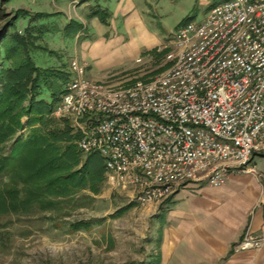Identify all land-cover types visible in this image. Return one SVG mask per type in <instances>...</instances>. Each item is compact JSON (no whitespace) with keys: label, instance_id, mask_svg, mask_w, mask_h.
<instances>
[{"label":"built area","instance_id":"1","mask_svg":"<svg viewBox=\"0 0 264 264\" xmlns=\"http://www.w3.org/2000/svg\"><path fill=\"white\" fill-rule=\"evenodd\" d=\"M169 67L125 89L106 87L70 62L54 114L82 153H98L114 186L134 201H164L184 184L221 186L264 153V0H229L172 34ZM264 247L247 230L236 250Z\"/></svg>","mask_w":264,"mask_h":264},{"label":"rangeland","instance_id":"2","mask_svg":"<svg viewBox=\"0 0 264 264\" xmlns=\"http://www.w3.org/2000/svg\"><path fill=\"white\" fill-rule=\"evenodd\" d=\"M226 1L0 0V34L17 31L26 36L29 30L35 37L30 56L37 66L62 69L70 75V62L77 59L86 66L88 78L125 89L138 80L161 75L169 67L166 56L175 50L172 34L180 24L191 19L202 22L211 8ZM97 4L112 13L108 24L88 17ZM15 10L25 13L16 20V29L8 28ZM71 19L83 23L85 29L75 33L69 26ZM98 38L103 42L93 43ZM4 50L0 48V64L8 68L12 62ZM44 95L50 100L49 90ZM50 116L62 125L67 121L54 112ZM28 132L27 128L19 130L0 146V156L8 155L17 137ZM263 155H255L250 162L255 177L260 176L255 164L264 172ZM87 156L83 153L82 157ZM104 176L98 193L80 188L56 210L1 215L0 264H148L160 252L161 215L171 203L138 204L134 190L114 186L106 171ZM7 179L0 174V184ZM79 221L87 224L76 229Z\"/></svg>","mask_w":264,"mask_h":264},{"label":"trees","instance_id":"3","mask_svg":"<svg viewBox=\"0 0 264 264\" xmlns=\"http://www.w3.org/2000/svg\"><path fill=\"white\" fill-rule=\"evenodd\" d=\"M21 12L25 13L14 11L8 28L16 29ZM111 15L109 8L97 4L88 17L108 24ZM69 26L75 33L85 29L74 19ZM0 36V48L12 62L8 68L0 64V146L19 130L29 129L25 137H17L8 155L0 156V174L8 178L0 184V216L12 211L56 210L64 198L80 188L98 193V185L105 179L103 158L94 152L83 159L70 121L66 119L62 125L50 116L70 80L69 73L35 64L30 56L35 37L29 30L26 36L17 31H3ZM48 90L50 100L44 95ZM86 224L79 221L75 227ZM148 264H161L160 252Z\"/></svg>","mask_w":264,"mask_h":264},{"label":"crops","instance_id":"4","mask_svg":"<svg viewBox=\"0 0 264 264\" xmlns=\"http://www.w3.org/2000/svg\"><path fill=\"white\" fill-rule=\"evenodd\" d=\"M256 167L260 176L250 168L220 188L189 182L162 201L171 205L161 215V264H264V247L236 250L247 230L264 232V172Z\"/></svg>","mask_w":264,"mask_h":264}]
</instances>
